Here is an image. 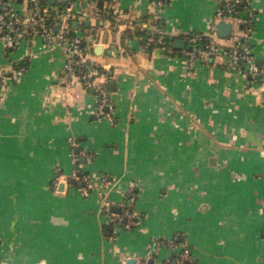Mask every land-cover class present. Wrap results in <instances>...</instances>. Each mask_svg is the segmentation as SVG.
Instances as JSON below:
<instances>
[{
	"label": "crops",
	"instance_id": "1",
	"mask_svg": "<svg viewBox=\"0 0 264 264\" xmlns=\"http://www.w3.org/2000/svg\"><path fill=\"white\" fill-rule=\"evenodd\" d=\"M223 1H79L71 28L110 118L94 117L96 92L65 82L64 52L39 38L0 69V264L166 263L185 248L187 264H264V72L235 70L221 51L193 70L183 57ZM245 10L264 68V0ZM235 28L217 21L220 48ZM79 171L108 185L81 194Z\"/></svg>",
	"mask_w": 264,
	"mask_h": 264
},
{
	"label": "built area",
	"instance_id": "2",
	"mask_svg": "<svg viewBox=\"0 0 264 264\" xmlns=\"http://www.w3.org/2000/svg\"><path fill=\"white\" fill-rule=\"evenodd\" d=\"M168 0H154L158 8L164 6ZM79 0H0V44L7 53L17 50L19 46L30 43L36 38L43 41L50 48H59L64 52V81L71 83L74 79L82 83L85 88H92L96 92V104L93 115L97 120L110 118L113 114V102L104 85L94 80L95 69L89 59V46L83 44L85 36L72 31L71 20L76 13ZM249 0H224L215 12L216 20L205 32H195L189 35V49L184 52L188 68L193 70L196 63L212 64L215 56L221 51L227 57L228 65L254 78L263 74L261 67L251 50V37L254 24L250 17L243 18L238 7H244ZM230 20L235 25L233 42L227 48H220L215 40L217 21ZM242 25V27H240ZM75 32V33H74ZM155 44L163 48L165 40L157 37ZM221 49V50H220ZM25 68L21 65L16 69L21 73ZM1 72V71H0ZM71 145L77 142L69 139ZM89 157V156H88ZM72 181L78 186L81 194H87L90 189H102L108 185V180L101 179L97 187L84 173H74ZM131 195V194H130ZM134 197H130L133 202ZM126 214L130 211L126 210ZM129 217V216H128ZM110 220L114 223L120 220L118 214H111ZM139 221L131 216L126 227L138 225ZM190 256L187 248L183 249L173 261L175 264H184ZM154 264H166L154 262Z\"/></svg>",
	"mask_w": 264,
	"mask_h": 264
},
{
	"label": "water",
	"instance_id": "3",
	"mask_svg": "<svg viewBox=\"0 0 264 264\" xmlns=\"http://www.w3.org/2000/svg\"><path fill=\"white\" fill-rule=\"evenodd\" d=\"M100 3H102V0H99V4H100ZM240 15H241L243 18H245V17H247V15H248V11L245 10V11L241 12ZM219 31L222 32V33H227V32L229 31V23H221V24L219 25ZM175 45H176L177 47H182V45H183V40H181V39H177V40H175ZM146 54H147V53H146ZM111 84H112V82H111ZM65 185H66V182H65L64 180H61V182L59 183V188H58V190H59V191H64V186H65ZM111 209H112V210H117V211L119 210L117 206H112ZM148 262L151 263V262H152V259H149ZM184 263L187 264V263H188V260H185ZM126 264H136V259H135V258H129V259L126 261Z\"/></svg>",
	"mask_w": 264,
	"mask_h": 264
},
{
	"label": "rangeland",
	"instance_id": "4",
	"mask_svg": "<svg viewBox=\"0 0 264 264\" xmlns=\"http://www.w3.org/2000/svg\"><path fill=\"white\" fill-rule=\"evenodd\" d=\"M80 1V0H79ZM21 46H19L20 48ZM15 50L14 52L8 53L6 56L3 55L2 45L0 44V69L6 68L7 62H17L21 59V54L19 53L20 49Z\"/></svg>",
	"mask_w": 264,
	"mask_h": 264
},
{
	"label": "trees",
	"instance_id": "5",
	"mask_svg": "<svg viewBox=\"0 0 264 264\" xmlns=\"http://www.w3.org/2000/svg\"><path fill=\"white\" fill-rule=\"evenodd\" d=\"M239 8H240V10H243V4H239V6H238ZM72 31H74V30H72ZM75 33V32H74ZM166 44H167V40H166V42H165ZM169 43H170V40H169V42H168V47H169ZM83 44L85 45L86 44V42H83ZM166 44H164V45H166ZM167 47V48H168ZM260 65V64H259ZM261 66V65H260ZM262 67V66H261ZM78 173H81V171H79ZM177 255L176 254H174V255H172V259H170V261H168V262H166V264H175V262L173 261V259H174V257H176Z\"/></svg>",
	"mask_w": 264,
	"mask_h": 264
}]
</instances>
